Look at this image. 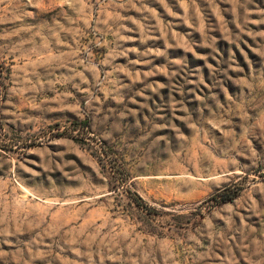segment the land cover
Returning <instances> with one entry per match:
<instances>
[{"label": "rangeland", "instance_id": "1", "mask_svg": "<svg viewBox=\"0 0 264 264\" xmlns=\"http://www.w3.org/2000/svg\"><path fill=\"white\" fill-rule=\"evenodd\" d=\"M0 264H264V0H0Z\"/></svg>", "mask_w": 264, "mask_h": 264}, {"label": "trees", "instance_id": "2", "mask_svg": "<svg viewBox=\"0 0 264 264\" xmlns=\"http://www.w3.org/2000/svg\"><path fill=\"white\" fill-rule=\"evenodd\" d=\"M235 196L234 195H229L228 193L227 194H223V195H220V203H227V202H230L233 200V197ZM133 200L134 202L137 204V205H141L142 202L141 200L137 197V196H133Z\"/></svg>", "mask_w": 264, "mask_h": 264}]
</instances>
